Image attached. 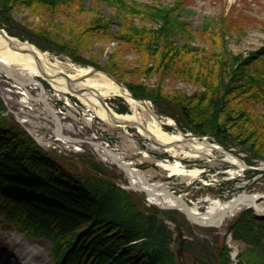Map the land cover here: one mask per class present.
Segmentation results:
<instances>
[{
	"label": "trees",
	"instance_id": "1",
	"mask_svg": "<svg viewBox=\"0 0 264 264\" xmlns=\"http://www.w3.org/2000/svg\"><path fill=\"white\" fill-rule=\"evenodd\" d=\"M92 1V8H85L84 0H0V26L41 51L108 73L134 98L150 101L184 131L237 148L248 163L264 162V46L234 54L223 43L229 35L241 37L246 32L244 20L205 19L196 31L180 16L185 0ZM75 5L79 6L75 17L79 14L81 20L69 21L72 14L67 12ZM104 6L114 9V16H103ZM15 10L38 21L29 23L23 17L16 22ZM93 40L103 44L98 54L90 51ZM109 41L139 55L137 63L122 60L118 50L101 62ZM150 74L159 75L160 82L151 85ZM166 79L197 89L191 94L166 90L162 83ZM3 109L0 102V215L7 227L24 231L27 238H46L55 264H173L160 236L167 230L166 219L177 222L176 210L157 209L161 216H152L149 230L141 224L130 230L131 217L137 216L140 223L146 217L134 212L129 194L114 188L117 195L112 196L111 187L103 185V179L115 182L113 172L83 157L88 166L82 170L67 158L63 160L68 166L58 161L3 116ZM110 197L115 206L107 208L105 198ZM117 213L121 222L115 219ZM231 227L238 238L264 236V221H257L251 210L240 212ZM260 254L264 255V246ZM251 260L245 256L240 262L252 264ZM259 263L264 264V258Z\"/></svg>",
	"mask_w": 264,
	"mask_h": 264
},
{
	"label": "rangeland",
	"instance_id": "2",
	"mask_svg": "<svg viewBox=\"0 0 264 264\" xmlns=\"http://www.w3.org/2000/svg\"><path fill=\"white\" fill-rule=\"evenodd\" d=\"M135 1L151 4L155 2L168 4L172 3L174 0ZM83 5L85 8H92L93 1L84 0ZM78 9L79 6H73V8L67 12L70 13L69 15L72 14L69 18L70 20L65 18L63 20H81L77 18L79 14L75 17ZM101 10L103 16H114L115 11L112 8L104 6ZM12 16L16 22L22 21L23 17H25L26 22L29 23L38 21L35 17L30 16L28 12L23 10H21V12L15 10ZM180 16L186 20V23L192 30L196 31L202 28L205 19L219 20L221 16L242 19L246 22V32L241 37H237L234 33L231 36L229 35L227 40L224 39L223 43L226 44L227 49L234 54H246L249 51L264 46V0H185L184 11ZM116 21L117 19H115V22ZM0 30L6 32V29L2 26H0ZM92 43L90 51L98 54V47H101L103 44L95 40H93ZM104 47V52L100 58L101 62L105 61L108 55L114 52V50H118L121 59L130 64H136L139 59V55L129 53V49L125 50L118 41H109ZM37 49L40 50L39 48ZM41 52L46 53L50 58H57L61 61H68L76 66L84 67L72 62L64 55L48 51ZM90 68L95 71L104 72L99 69ZM104 73L109 75L106 72ZM150 75L148 81L151 85L160 82L158 81L159 75ZM114 81L116 82V80ZM162 83L163 88L166 90H184L189 94L197 89L195 85H185L181 81L173 79H166ZM12 85L9 79L0 75V102L4 107L2 112L3 116L10 118V120L19 125L24 131L31 132L34 138L28 132L27 133L37 145L45 152L53 155L57 160L59 158L62 160L67 158L66 160L71 161L70 164L72 166L82 170L86 168V165L88 166L85 160L91 159L108 171L113 172V174L118 177V180L116 179L113 183L109 179H103V185L107 188L111 187L112 190L110 191H112V196L117 195V193L114 194V188H119L123 190L125 194H129V204L133 205L134 212L138 215L144 214L146 217V222L141 221V223L137 216L131 217V219H129L130 230L139 228L140 224L142 228L149 230L153 223L152 216L160 217L161 214L159 213L160 216L157 214V209L160 211L163 209L154 204L152 205L143 193L132 190L130 182L115 164L100 159L96 152L95 145L93 144L94 142H99L104 147L113 150L115 153L122 156V160L125 162H132L133 167L144 173L149 180L157 182L160 185L165 184L170 191L182 197L189 205L197 206L201 211L205 210L208 203L212 200L223 202L229 199L232 200L239 194L253 195L260 193L264 195V162L248 163L245 158L246 154L241 150L237 148H226L211 137L198 136L189 131H184L173 118L158 113L153 104L148 100L137 99L149 103L151 109L158 117L173 120L175 127L166 124L163 127L166 131L171 133L180 131L184 135L205 139L212 144H216L222 147L224 151L239 158L246 164V169L238 174H232L234 166L223 161V155L219 154L217 151L212 152V155L204 159L173 157L171 154L152 145L148 140L140 136L134 128H128L127 131H125L120 128L108 127L78 99L67 94L55 92L50 85L45 82L46 92L53 107L56 112H58L62 121L67 123L65 127L68 128L69 125L71 126V130L73 129V132L67 131L66 129L65 136L75 138L76 143H65L66 137L61 139L59 136L56 137L53 134V117H48L49 115L45 116L35 111V114L38 116L36 121L33 119L32 114L27 112V108L26 112L24 111L27 102L32 105L38 103L35 102L37 98L36 90L32 91L31 96L26 94H23L24 96H19L17 94V96L15 95L16 93H14L17 90L14 89ZM25 98L26 100H24ZM107 103L119 113L129 112L128 106L124 100L119 97L108 99ZM35 106L34 108L39 109L41 105L38 103ZM21 122L24 123L22 124ZM29 122H35L37 126L30 128L28 126ZM80 141L82 142L80 143ZM144 154L146 157H143ZM80 157L85 158V160L80 159ZM157 160L169 161V163L177 161L186 169L199 168L202 173L196 178L171 176L168 171L156 165L155 161ZM60 163L61 162H59V164ZM68 164L67 162L66 165L68 166ZM248 167L257 170H249ZM261 201H264V198H261L260 202ZM105 204L107 208H109L110 205L111 208L115 206L113 205L114 200L111 197L105 198ZM83 210H87V208H83ZM243 210L251 209L242 208L234 210L225 217L222 226L219 228L193 226L183 213L177 211L179 213L176 219L178 223L168 219L163 223L166 225L167 230L164 235L160 236V239L165 244L164 246L162 243L165 247V252L170 259L172 258L173 264H223L221 260H227V264H244L240 262V260L242 257L245 258V256L252 259V264H260L259 262L264 258V255L260 254V248L264 246V236L261 238H254L256 235H251L248 239L238 238L234 235L235 227H231L234 219H236ZM115 213L116 212H114V214ZM119 217L120 215L117 213L115 219L121 222ZM254 217L259 222L264 221V218H259L255 215ZM179 232H181V236H179ZM49 249L50 243L46 238L43 236L27 238L24 231H17L14 228L7 227L3 217L0 215V264H55L49 256ZM232 252L236 253L234 257L231 256Z\"/></svg>",
	"mask_w": 264,
	"mask_h": 264
},
{
	"label": "bare ground",
	"instance_id": "3",
	"mask_svg": "<svg viewBox=\"0 0 264 264\" xmlns=\"http://www.w3.org/2000/svg\"><path fill=\"white\" fill-rule=\"evenodd\" d=\"M0 75L12 82V87L17 90L13 91L16 93L15 95L24 96L23 94H26L31 96L32 91L36 90L37 98L35 102H38L41 106L39 109L34 108L38 103L32 105L27 102L26 107L23 106L24 111L26 112L27 108V112L31 113L36 121L38 116L35 111L40 112L39 114L53 117V134L61 139L66 137V129L71 132H73V129L71 130L69 125V129L65 127L67 123L62 121L53 107L46 92L45 82L55 92L67 94L78 99L108 127L120 128L125 131L128 128H134L140 136L144 137L152 145L171 154L173 157L204 159L212 155V152L217 151L223 155V161L234 166L232 174H238L246 169L245 163L216 144H212L205 139L184 135L180 131L173 133L166 131L163 128L166 124L175 127L173 120L158 117L151 109L149 103L135 99L125 86L116 83L117 81L115 82L110 75L95 71L90 67H80L68 61L50 58V56L38 50L34 45L12 37L3 30L0 31ZM113 97L123 99L128 106L129 112L119 113L115 111L107 103V100ZM28 126L33 128L37 126V123L29 122ZM65 143H76V141L73 137H66ZM98 143L95 145V149L100 159L110 163L114 162L117 165L122 164L126 169V175L129 176L130 182H132L134 187H137L136 189H150L152 194H143L152 205L154 204L160 208H173L178 212L188 213L200 222L216 221L221 213L231 211L240 201L241 204L245 205L254 203L253 205L259 211L264 210V201L260 202L264 195L257 193L253 194L249 201H246L245 194L238 197V199L234 198L223 202L212 200L208 203L205 210L201 211L197 206H191L186 201L184 202L182 197L170 191L165 184L160 185L149 180L144 173L133 167L132 162H125L122 160V156ZM143 157H146V155L144 154ZM155 163L158 167L168 171L171 176L196 178L202 173L199 168L186 169L177 161L169 163V161L157 160ZM163 189L168 190L169 193L166 194V190ZM234 255L236 253L232 252V257Z\"/></svg>",
	"mask_w": 264,
	"mask_h": 264
},
{
	"label": "water",
	"instance_id": "4",
	"mask_svg": "<svg viewBox=\"0 0 264 264\" xmlns=\"http://www.w3.org/2000/svg\"><path fill=\"white\" fill-rule=\"evenodd\" d=\"M1 31V30H0ZM31 136H32V133L31 132H29V131H27ZM33 137V136H32ZM34 138V137H33ZM94 145H97V142H94L93 143ZM99 144V143H98ZM110 163V162H109ZM121 163H122V161H121ZM111 164H115V166L122 172V173H124V175H125V177H126V179L130 182V178H129V176L128 175H126L127 173H126V169L123 167V165L121 164H116V163H114V162H112ZM126 165V164H125ZM248 169L249 170H257V169H255V168H252V167H248ZM130 186H131V189L132 190H134V191H138V192H141V193H144L145 195H149V194H152V192L150 191V189H146V190H143V189H136L137 187H134V185L132 184V182H130ZM163 190H166V189H163ZM165 193L167 194V193H169V191L168 190H166L165 191ZM241 195H244V194H239V195H237L236 197H234L235 199L237 198L238 199V197H240ZM246 195V197H245V199H246V201H249V200H251V198H252V195H248V194H245ZM233 198V199H234ZM264 198V197H263ZM182 199V198H181ZM183 201H184V199H182ZM182 200H180L183 204H185ZM239 204L235 207V208H233L231 211H228V212H223V213H221L218 217H217V220L216 221H212V222H200L198 219H195L193 216H191L190 214H188V213H183L185 216H186V218L188 219V221L190 222V224L191 225H193V226H199V227H217V228H219V227H221L222 226V224H223V222H224V220H225V217H227L229 214H231L235 209H242V208H246V209H251L252 211H253V213H254V215L256 216V217H259V218H264V210H258L257 209V207H255L253 204L254 203H252V204H250V205H245V204H241V201L240 202H238ZM161 209H164V210H175V209H173V208H161ZM182 213V212H181ZM179 236H181V232H179ZM234 254V253H233ZM231 256H232V254H231ZM235 256V255H234Z\"/></svg>",
	"mask_w": 264,
	"mask_h": 264
}]
</instances>
